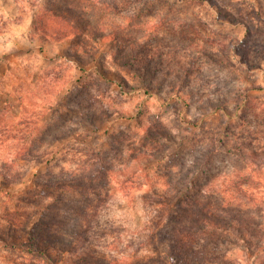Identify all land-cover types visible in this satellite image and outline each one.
Masks as SVG:
<instances>
[{
	"label": "rangeland",
	"instance_id": "obj_1",
	"mask_svg": "<svg viewBox=\"0 0 264 264\" xmlns=\"http://www.w3.org/2000/svg\"><path fill=\"white\" fill-rule=\"evenodd\" d=\"M3 172L0 264H264L169 234L194 176L264 217V0H0Z\"/></svg>",
	"mask_w": 264,
	"mask_h": 264
},
{
	"label": "trees",
	"instance_id": "obj_2",
	"mask_svg": "<svg viewBox=\"0 0 264 264\" xmlns=\"http://www.w3.org/2000/svg\"><path fill=\"white\" fill-rule=\"evenodd\" d=\"M85 171V170H84ZM69 172L65 176H48L50 182L60 188L81 189L86 182L89 183L88 175L83 172ZM101 173V171L99 172ZM2 182H14L10 176L1 174ZM198 176H194L187 186L188 194L184 201H180L175 209L169 213V227L172 236V249L170 252H216L222 242L235 244L230 238H223V234L227 232L236 233L244 244L250 248L251 235H260L264 230V217L259 215L254 218L250 215L244 199L235 193H241L246 196L236 179L232 180L231 184V200H223L219 206L215 205L214 194L207 193L205 186H200ZM15 178V177H14ZM237 178L242 180L249 179L248 174L239 175ZM45 178L36 180L35 183L39 186L47 183ZM234 200H240L235 202ZM77 208V207H75ZM224 239V240H223ZM222 243V244H221ZM226 251V250H225ZM205 255V253L203 254ZM216 264V263H214Z\"/></svg>",
	"mask_w": 264,
	"mask_h": 264
}]
</instances>
